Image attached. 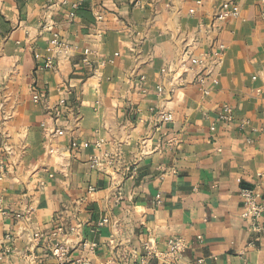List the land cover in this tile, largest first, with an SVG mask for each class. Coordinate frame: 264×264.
<instances>
[{
	"label": "crops",
	"instance_id": "crops-1",
	"mask_svg": "<svg viewBox=\"0 0 264 264\" xmlns=\"http://www.w3.org/2000/svg\"><path fill=\"white\" fill-rule=\"evenodd\" d=\"M69 1L0 0V264H264V0Z\"/></svg>",
	"mask_w": 264,
	"mask_h": 264
},
{
	"label": "built area",
	"instance_id": "built-area-1",
	"mask_svg": "<svg viewBox=\"0 0 264 264\" xmlns=\"http://www.w3.org/2000/svg\"><path fill=\"white\" fill-rule=\"evenodd\" d=\"M58 3L62 5H69L71 2L69 0H58ZM71 7L77 10L79 4L77 2L71 3ZM239 12L238 6L234 5L233 3L227 1L224 2L220 8V12L218 14L219 19H226L231 16H237ZM75 12L70 13V17H74ZM98 18L102 19V15H98ZM51 50L54 51L63 46V43L60 38V34L58 32L53 33L51 40H50ZM226 48L225 45L220 43L217 48H215L210 57L214 58L215 61L221 62L223 60L224 52ZM88 52V51H86ZM207 56V55H206ZM199 64L204 62V59L197 60ZM46 67H52L54 65V58L48 57L45 63ZM206 78L203 75L200 78V83H205ZM207 92V91H205ZM39 96H35V100H38ZM163 120H171L172 113L170 112H163L161 115ZM58 133L62 134L63 131L59 130ZM100 145V143H98ZM99 160L98 158L93 159V165H98ZM240 195L243 199V211L242 217L249 220L250 222V229L255 232H260L264 230V200L262 201V194L259 190L255 188H242L240 190ZM39 236V234H35ZM152 243L148 241L145 243L144 248L147 251V256H155L159 260L162 261L163 264H184L183 262V252L186 247L185 239L181 236L172 237L167 245V248L163 252H153L152 251ZM70 252V248L67 245L61 244L58 245L54 253L59 258H66L68 253ZM78 264H91L88 261H81L79 260Z\"/></svg>",
	"mask_w": 264,
	"mask_h": 264
}]
</instances>
